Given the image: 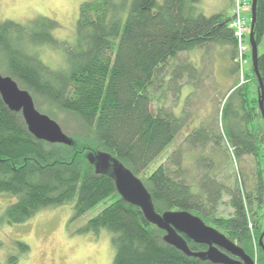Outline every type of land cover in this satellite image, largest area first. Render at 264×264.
I'll list each match as a JSON object with an SVG mask.
<instances>
[{
  "label": "trees",
  "instance_id": "trees-1",
  "mask_svg": "<svg viewBox=\"0 0 264 264\" xmlns=\"http://www.w3.org/2000/svg\"><path fill=\"white\" fill-rule=\"evenodd\" d=\"M159 3L90 0L81 4L74 46L64 48L65 63L57 70L45 66L30 53L35 47H58L51 35L57 26L55 22L37 19L30 24L38 29L33 31L11 21H0V74L27 91L41 109L37 108L38 112L55 119L51 113L55 109L71 117L76 122V131L86 136L80 134L81 138L98 145V152L110 155L139 177L186 124L185 117H177L161 107L162 100L157 110H153L152 92L158 81L170 68L168 81L165 83L163 79L159 90L175 85L177 96L187 99L194 93L195 82L191 80L200 69L196 61L203 58L202 50L210 45L226 46L231 50V61H214L226 66L218 73L213 69L221 86L228 79L227 73L232 75L222 98L225 136L235 159L252 157L259 166L264 160V121L252 68L250 86L236 85V89L230 86L232 80L238 82L239 74L242 76L247 54L245 43L242 45L245 51L239 54V43L229 27L232 16L227 13L204 16L198 9L200 0ZM231 3L232 13L234 1ZM253 34L258 48L264 36V0H257ZM181 54L189 60L178 62ZM257 66L264 93V52L258 53ZM184 79L190 81L182 83ZM40 101L44 107L39 105ZM72 139L71 148L35 140L21 114L8 111L0 98V194L11 199L4 212L8 225H19L43 209L69 204L73 205L74 217L79 218L115 197L114 203L80 229L93 234L105 230L113 235L112 264H210L187 258L166 245L164 233L148 224L138 208L120 199L110 176L94 173L93 165L82 157L96 151L91 150L92 145L84 147ZM213 142L220 143V137L207 127L193 130L185 140L191 148ZM71 151L75 155L72 162ZM171 159L142 180L155 211L195 215L240 249L250 252L263 228L256 217L260 209L264 210L261 175L264 172L257 167L260 184L251 193L239 188L236 180L229 187L215 182L213 176H206L194 188L183 181L179 168L171 166L178 165ZM224 194L233 214L227 219L216 218L215 208ZM254 203L256 212L251 211ZM186 243L193 253L206 250L189 240ZM17 246L21 253L28 251L23 244ZM16 261V256L10 257L8 264Z\"/></svg>",
  "mask_w": 264,
  "mask_h": 264
},
{
  "label": "rangeland",
  "instance_id": "rangeland-1",
  "mask_svg": "<svg viewBox=\"0 0 264 264\" xmlns=\"http://www.w3.org/2000/svg\"><path fill=\"white\" fill-rule=\"evenodd\" d=\"M88 1L90 0H0V21H11L32 30L35 28L30 24L37 19H49L55 22L57 26L51 31V35L58 42V47L45 45L35 47L33 52H28L37 56L45 66L57 70L62 68L65 63L66 55L64 48L74 46L79 8L81 4ZM220 1L200 0L198 9L207 17L219 13L230 15L231 9L228 7V1ZM157 2H162V0H157ZM249 24L250 14L248 15ZM35 30L37 31L38 29ZM244 43L247 47L246 63L242 76L239 74L238 82L232 80L230 86L233 89H236V85H238L237 87H245L250 86L253 82L250 72L252 66L249 31L246 33ZM213 46H207L202 50L203 58L199 62L196 61L200 69L196 75H192L191 81L195 82L194 93L188 96L187 99H183L185 96H177L176 92H174L175 85H166L165 88L159 90L163 79L167 83L170 68L166 70L163 78L158 81L156 88H154L155 90L152 92L153 110H157L162 100L161 107H164L168 112L177 117H185L186 124L175 137L172 144L137 177L140 181L147 178L171 157L172 159L174 158L175 163H178V165L172 164L171 166L179 168L183 181L186 184L193 185L194 188L198 185L200 186L206 176H213L215 177V182L229 187L236 180L239 188H242L244 191L246 190L248 193H251L252 189L259 186L260 182H257L259 174H256V172L257 167L264 172V160H261L259 166H257V161L252 157L245 156L239 160L235 159L233 150L225 136V124L222 118V109L225 103L222 98L226 96L224 94L227 92V85L230 83L231 80L229 79H232V75L228 72L226 77L228 79L221 86V80L217 73L219 70L223 71L221 67L225 66V64L218 65L214 61L228 60L230 53L228 50H225L224 46ZM222 52L225 53L224 56H222ZM263 52L264 36L258 47V53L262 54ZM188 60L189 58L185 54L179 55L177 59L178 62H186ZM213 69H217L216 74H213ZM189 81L184 79L182 83ZM222 87L224 88L222 89ZM164 90L166 94L163 92ZM33 102L37 109L36 102L34 100ZM39 105L44 107L41 101ZM181 110H183V113ZM40 113L43 114L41 111ZM51 113L55 119L49 118L59 125L67 137L78 140L84 147L92 145L90 148L93 149L91 150H96L92 152L97 153L100 150L98 145L95 146L91 141L88 142L85 139L86 136L83 132H80V134L85 138L80 137L79 132L76 131V122L71 117L55 109H51ZM200 127H207L213 133L218 134L220 143L218 142L217 145L214 142L212 144L205 143L203 147L199 144L195 148H191L186 144L185 140L188 134ZM71 153L70 159L72 162L75 155L73 154L74 152L71 151ZM85 154L82 156L83 158L84 156L86 157L87 154ZM118 163L120 162L118 161ZM120 164L123 166L122 163ZM93 170L95 173L96 167L94 168L93 166ZM84 171L85 168L81 172L83 173ZM91 172L93 173V171ZM238 175L240 178H238ZM261 175L264 177L263 173ZM115 199V197H110L104 200L79 218L74 217L73 205L69 204L43 209L27 218L21 224L10 226L5 221L4 212L11 199L0 194V264H8V259L14 256L17 257L15 264H112L114 248L111 240L113 235L105 230L93 234L82 232L80 229L85 227L91 219L98 216L102 210L114 203ZM255 209L256 203L253 204L251 211ZM232 214L233 209L229 206V198L224 194L221 196L220 201H218L213 216L227 219ZM256 218H260L258 223H262L264 226V210L260 209ZM249 223L253 225L250 215ZM207 225L212 227L210 223H207ZM17 244L27 246L28 251L21 253ZM243 252L245 251L243 250Z\"/></svg>",
  "mask_w": 264,
  "mask_h": 264
},
{
  "label": "water",
  "instance_id": "water-1",
  "mask_svg": "<svg viewBox=\"0 0 264 264\" xmlns=\"http://www.w3.org/2000/svg\"><path fill=\"white\" fill-rule=\"evenodd\" d=\"M256 4L257 0H251L249 46L251 66L258 84V107L264 121V93L257 66L258 48L253 34ZM0 98L8 111L21 114L28 133L35 140L50 145L73 147L72 139L63 133L59 125L36 110L31 95L27 91L21 90L11 78L1 74ZM86 160L96 167V173L109 175L120 199L138 208L148 224L164 233L163 242L185 257L195 258L210 264H253L245 256L242 249L217 230L205 225L199 217L188 212L157 213L151 196L142 181L110 155L89 153ZM263 236L264 232L260 236L259 243H261ZM184 238L195 245L206 247V250L198 253L191 252Z\"/></svg>",
  "mask_w": 264,
  "mask_h": 264
},
{
  "label": "built area",
  "instance_id": "built-area-1",
  "mask_svg": "<svg viewBox=\"0 0 264 264\" xmlns=\"http://www.w3.org/2000/svg\"><path fill=\"white\" fill-rule=\"evenodd\" d=\"M250 0H234L232 9V20L229 27L234 32V37L239 43V54L241 55L245 48L242 46L246 33L249 31L248 15L250 14Z\"/></svg>",
  "mask_w": 264,
  "mask_h": 264
},
{
  "label": "flooded vegetation",
  "instance_id": "flooded-vegetation-1",
  "mask_svg": "<svg viewBox=\"0 0 264 264\" xmlns=\"http://www.w3.org/2000/svg\"><path fill=\"white\" fill-rule=\"evenodd\" d=\"M263 232H264V226L262 228L261 235L263 234ZM259 239H260V237H259ZM244 254L247 258H249L251 260V262L253 264H264V236L262 238L261 243H259V240L256 243L253 242V248L250 250V252L245 251ZM229 256H231V255L229 254ZM234 259H236V258H234Z\"/></svg>",
  "mask_w": 264,
  "mask_h": 264
},
{
  "label": "crops",
  "instance_id": "crops-1",
  "mask_svg": "<svg viewBox=\"0 0 264 264\" xmlns=\"http://www.w3.org/2000/svg\"><path fill=\"white\" fill-rule=\"evenodd\" d=\"M225 0H221L220 2H224ZM228 1V7L231 9V5H232V3H231V0H227ZM230 16H231V14H230ZM223 47V46H222ZM224 48H225V50H228V52L230 53V58L228 59V60H225V62L226 63H229V61H231V50H230V48H228V47H226V46H224ZM224 52H222V56H224ZM226 66V65H225ZM232 89V88H231ZM231 89H229V91L231 90ZM228 91V92H229Z\"/></svg>",
  "mask_w": 264,
  "mask_h": 264
}]
</instances>
